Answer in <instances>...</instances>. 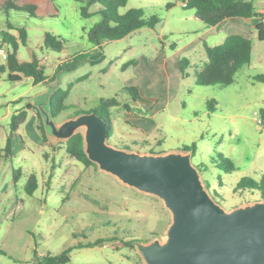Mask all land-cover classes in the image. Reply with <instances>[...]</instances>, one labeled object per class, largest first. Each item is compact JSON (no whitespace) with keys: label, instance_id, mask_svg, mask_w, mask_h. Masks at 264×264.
<instances>
[{"label":"rangeland","instance_id":"374dc122","mask_svg":"<svg viewBox=\"0 0 264 264\" xmlns=\"http://www.w3.org/2000/svg\"><path fill=\"white\" fill-rule=\"evenodd\" d=\"M5 1L0 0V9ZM182 1L127 0L119 13L140 8L146 16L159 17L157 26L104 42L101 61L63 69L53 84L31 86L30 93L46 96L55 87L70 88L65 99L68 108L54 118L57 124L80 113H101L100 101L111 100L108 144L142 154L186 152L184 146L194 145L192 163L205 165L202 171L199 168L201 180L210 193H217L215 199L223 208L264 201L255 192L233 191L241 177L258 180L264 172V120L260 114L264 82L253 79L264 74V41L253 34L251 62L237 71L230 85H195L194 73L201 66L204 50L199 45L194 53L185 52L184 47L203 23L192 17L194 10L182 7ZM263 1L256 0L255 8ZM169 3L173 5L167 7ZM41 5L34 18L15 10L0 14V31L14 33L8 23L24 28L27 47L19 45L17 55L31 60V49L45 66V75L51 77L74 53L97 51L89 33L102 20L101 7L88 5L92 15L83 17L80 9L86 6L85 0H65L55 6L56 14L49 12L47 3ZM45 32L63 40L61 53L43 46ZM209 43L216 45L215 41ZM167 55L171 56L164 67L162 60ZM177 57L189 61L184 76ZM11 85L12 96L26 89V84ZM129 87H135L142 100H132ZM152 98L157 101L150 104ZM15 103L12 106L22 104ZM139 130L145 133L138 135ZM63 142L48 138L44 150L29 143L26 154L11 157L5 152L7 159L0 166V264H35V254L56 255L69 247L73 248L66 264H143L134 242L163 241L170 212L157 197L127 187L94 163L85 165L70 156ZM217 154L229 158L235 170H220ZM32 176L36 189L28 194L25 187ZM96 240L100 242L87 247Z\"/></svg>","mask_w":264,"mask_h":264},{"label":"water","instance_id":"95a60500","mask_svg":"<svg viewBox=\"0 0 264 264\" xmlns=\"http://www.w3.org/2000/svg\"><path fill=\"white\" fill-rule=\"evenodd\" d=\"M53 92L33 99L45 135L67 141L83 129L84 152L100 171L157 197L170 212L163 241L134 242L143 264H264V201L226 210L204 186L192 150L142 154L115 147L107 143L106 121L94 111L57 124Z\"/></svg>","mask_w":264,"mask_h":264},{"label":"trees","instance_id":"16d2710c","mask_svg":"<svg viewBox=\"0 0 264 264\" xmlns=\"http://www.w3.org/2000/svg\"><path fill=\"white\" fill-rule=\"evenodd\" d=\"M86 6L81 7L80 15L89 17L91 12L87 11V6L97 3L100 5L99 13L102 15V20L95 24L89 33V41L97 46L95 53L91 51H79L74 53L69 59L58 66L51 77L45 75V66L33 54L31 61H21L17 58L16 50L18 45H26L27 34L26 30L19 26L7 24L9 29L17 32V37L11 33L0 31L1 43H7L10 51L6 56V64L1 67V71H7V79L12 82H18L22 77H30L33 85L44 83L51 85L56 81L57 74L63 69H72L82 62H88L94 65L104 58L101 52L102 44L106 41H114L122 39L134 31L141 28L153 29L157 26L160 19L157 15L146 16L144 11L140 8H130L124 13H119V8L125 7L127 0H85ZM256 0H186L183 1L185 8L192 9L195 12V17L198 18L206 27H216L221 22L229 18H237L245 20L249 18L260 17V21L255 24L256 37L259 41H264V14L257 11L255 8ZM173 3L167 4V7L172 6ZM5 12L8 10L22 11L29 17H37L34 13L36 6L34 4H24L22 0H6L2 4ZM46 49L61 53L64 50V42L60 37L53 35L50 32H45L42 41ZM174 47V46H173ZM93 51V50H92ZM205 52L207 55V62L194 73V82L198 86H228L234 81L235 74L243 66L249 65L251 62L252 42L250 38L243 37L238 34L228 35L221 44L209 46L205 44ZM134 63V62H133ZM188 65V60L182 58L180 60V69L182 76H184L185 66ZM256 81L264 82V74L253 77ZM70 88L55 87L53 95L50 99V108L54 117L58 116L62 111L68 108L65 104V99L68 96ZM131 95V99L142 100L138 90L135 87L127 88ZM211 108L213 102H208ZM111 100L99 103L100 109L103 111L98 113L103 118L108 130L111 128L107 108L113 106ZM37 117L39 119V130L44 141H48L45 135L43 124L40 118V113L36 107ZM214 108H212V111ZM262 119L264 120V109L260 110ZM25 113L13 114L11 116L10 129L11 133L8 135L4 151L11 154L12 142L11 137L15 133L18 125L23 121ZM66 152L82 162L85 165L92 164L87 158L84 147L83 137L81 133H76L70 139L63 142ZM183 151H195L194 145L184 146ZM216 160V159H215ZM217 167L225 173H231L235 167L229 158H224L217 154ZM198 168L203 170L204 164H200ZM36 189V180L32 176V181L29 182L25 190L28 194H32ZM234 192H251L258 193L260 198L264 199V172L258 180L251 177H241L235 185ZM212 195L216 198L218 195L213 192ZM100 241L96 240L87 247L98 244ZM77 247H82L78 244ZM73 247H69L56 255H34L35 264H66L70 261V251Z\"/></svg>","mask_w":264,"mask_h":264},{"label":"crops","instance_id":"0c3cea01","mask_svg":"<svg viewBox=\"0 0 264 264\" xmlns=\"http://www.w3.org/2000/svg\"><path fill=\"white\" fill-rule=\"evenodd\" d=\"M22 3L34 4L37 10L36 16L38 17V14L40 13V10L42 8L41 4L47 3L49 6V12L51 14H56L57 9L55 6L60 3H65V0H22ZM180 4L182 5V7L185 8V6H183V1ZM256 10L261 13H264V1L261 4V6H259ZM3 13H6V12L2 8L0 9V14H3ZM192 17H195V16H192ZM259 21H260V17L249 18L245 20H240L237 18H229L221 22L216 27H206L203 24V26H198V29H197L198 32H196V35L186 43L184 50L185 52L194 53L196 51V48L199 45L202 46L204 52L203 54H201V60H200L201 62L200 68H201L207 62L205 44L209 46H214L212 43H209V40L215 41L216 43L214 44L218 45V44H221L224 41V39L230 34H238L243 37L252 39L253 34H255L256 32L254 26ZM143 29H149V28H141L134 32H140ZM153 29H150V30H153ZM163 30H164V27L160 29V32L162 33ZM15 32L12 34L14 35ZM42 40H43V36L41 39V43H42ZM0 45H1L0 46V68H1L5 66L6 64V50L8 49V44L7 43L1 44V40H0ZM25 46L27 47V42ZM18 47L16 50V55L18 54ZM96 47L97 46L93 44L92 48H96ZM29 53L32 59V56L35 53L31 49H29ZM170 56L169 55L164 56L162 60V64L164 67H166ZM17 58L21 61H24L21 58H19L18 55H17ZM177 60L180 66L181 58L179 59V57H177ZM28 61H31V60H28ZM188 65H189V61H188ZM7 81H9L7 79V71L0 70V166L2 165V162L7 159V158L5 159L3 156L5 154L4 147L6 145L7 137L11 133V129H10L11 116L13 115V113L16 114V112H18L19 109L23 108V106L25 107L23 111L25 113V117L23 121L18 125L15 133L11 137V142H12V148H11V154H10L11 157L18 155L19 153L26 154V152L30 149L28 145L29 143H33L34 145H36L39 150H44L47 147L46 145L47 141H44L41 135V132L39 130V119L37 117L36 110L33 108L34 106L33 99L36 96V93L34 94L30 93V91L32 90L31 86H34L32 83V79L30 77H22L20 81L16 82V83L26 84V89L22 91L21 93L14 95V96L11 95V89L13 88L11 85L12 81H9L8 82L9 85L6 86L8 84ZM16 101L17 102L21 101L22 104L20 105V107L12 106L13 104L14 105L18 104V103H15ZM154 101L155 102L157 101L156 98H152V101L150 104H152ZM139 131L140 132L137 133L138 135L145 133V130L144 132L141 130ZM43 153L44 152H42V154ZM9 170L10 172H13L12 165L10 166Z\"/></svg>","mask_w":264,"mask_h":264},{"label":"built area","instance_id":"2783aa9c","mask_svg":"<svg viewBox=\"0 0 264 264\" xmlns=\"http://www.w3.org/2000/svg\"><path fill=\"white\" fill-rule=\"evenodd\" d=\"M183 6H185V4L183 3Z\"/></svg>","mask_w":264,"mask_h":264}]
</instances>
